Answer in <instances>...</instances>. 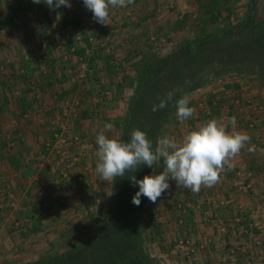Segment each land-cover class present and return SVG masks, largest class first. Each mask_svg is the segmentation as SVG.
<instances>
[{
	"label": "rangeland",
	"instance_id": "rangeland-1",
	"mask_svg": "<svg viewBox=\"0 0 264 264\" xmlns=\"http://www.w3.org/2000/svg\"><path fill=\"white\" fill-rule=\"evenodd\" d=\"M222 2L219 23L212 25L207 15L210 0H135L127 7L111 8L110 25H102L93 19L83 0H72L71 8L55 10L33 0H0L1 21L5 23L13 11L19 15L18 29L0 25V70L17 75L5 82L0 77L3 89L12 91L17 103L24 98L30 105L39 93L40 97L44 91L56 94L54 112L46 110L50 102L44 111L34 108L19 120L16 116L20 113L13 115L6 106L0 112V264H50L43 260L56 252L90 244L121 193L117 178L106 182L96 172L97 136L103 132L124 142L131 100L140 88L142 71L170 55L188 53V42L206 29L215 33L229 23L245 20L251 7L258 20L264 19V0ZM227 7L230 18H225L229 15ZM73 8L79 10L84 29L62 28L61 17ZM48 16L52 28L43 31L39 21L48 20ZM85 36L93 41L90 47L83 40ZM18 40L22 44L16 47ZM41 41L54 42L59 51L55 53L59 54L57 59L53 60L50 48L37 50ZM34 60L43 63L37 65ZM82 62L99 72V78L83 80ZM51 66L58 70L60 82L55 80L54 88L38 91ZM28 72L29 79L21 81L20 75ZM32 83L36 90L28 91ZM170 92L174 104L180 95L177 89ZM185 95L196 109L193 118L181 124L177 108H173L156 137L153 129L164 109L153 111L151 120H147L151 129L148 138L154 146L164 136L182 141L189 131L206 123L207 116L219 120L235 116L236 125H229L228 130L248 133L251 144L246 147L255 145L257 151L250 154L257 157L242 149L234 166L225 167L220 181L198 194L178 188L170 180V192L155 204L143 197L138 219L148 261L264 264V80L232 73L181 96ZM212 98L219 111L215 116L209 103ZM65 100L72 101L70 106L64 104ZM165 101L170 103L168 95ZM247 116L249 122L244 123ZM33 119H41L45 126L39 123L31 127ZM105 123L113 125L110 131L104 128ZM34 129L40 131L37 142L34 137L28 138ZM56 135H62L66 143L58 142ZM80 152L85 156L80 157ZM163 168L161 160L156 173ZM40 172L43 174L38 176ZM142 174L152 175L153 168L141 167L136 178L143 179ZM33 177L38 182L33 184ZM26 202H30L32 212L43 211L41 223L31 219Z\"/></svg>",
	"mask_w": 264,
	"mask_h": 264
},
{
	"label": "trees",
	"instance_id": "trees-1",
	"mask_svg": "<svg viewBox=\"0 0 264 264\" xmlns=\"http://www.w3.org/2000/svg\"><path fill=\"white\" fill-rule=\"evenodd\" d=\"M70 1L72 2V0ZM222 1L226 2L227 0H210V6H208L209 9L207 10L208 24L219 23L223 7ZM226 9L229 15L225 18H230L231 11L228 7ZM251 11L252 7L245 20L237 22L235 25L229 23L219 32L212 33L206 29L205 33L202 32L192 42H188V53L182 55L173 54L160 59L149 68L150 70H144L140 73V78H138L140 80V88L131 100L128 124L125 125L124 142H130L131 133L136 129L146 132L147 136L151 135L147 120H151L153 105H158L161 100L165 101V97L172 90L177 89L180 98H182L183 92H188L199 85H204L211 79L221 78L232 73H247L264 80V19L258 20L257 16L252 14ZM18 19L19 15L13 11L10 17L5 20V23L0 20V25H14L15 29H18V26H16ZM50 22L49 16L48 20L39 21L43 31L47 28H52ZM61 26L65 29L68 27H72L75 30L84 29L79 10L73 8L66 13V16H62ZM237 31H239V35ZM83 40L88 44V47L93 43L87 36ZM18 41L20 43H16V47L22 44L21 40ZM53 43L52 41H41L37 50L42 49V47L50 48L53 60L57 59L59 54L56 56L55 53L59 51L55 50L56 46ZM85 51V49L80 50L82 53H85ZM34 63L39 65L43 61L38 60L37 62L34 60ZM49 69L50 71L48 70L45 81L39 82L40 88L38 87V91L43 88L45 90L46 88H52L56 84L55 80L60 82L58 70L53 66ZM8 72L0 70V77L5 78L4 82L8 79L17 78V75ZM93 72L95 79H98L100 73L94 69ZM158 74L160 76H157ZM29 75L30 72L20 75V80H28ZM4 82L0 80V112L7 107L10 112H13V115L20 113V115L16 116L18 120L27 111H33L34 108H37L38 111L42 112L46 106L45 104L50 102V104L54 105L55 103L53 97L56 94L44 91L41 94L42 97L37 92L39 97L32 98V105H30V100L27 101L24 98H21L19 104L15 99L13 100L12 91L8 92L7 88L3 89L2 85ZM32 89L36 90L34 85L28 91ZM213 101L214 99L212 98L209 103L215 116L219 111L217 106L213 105ZM169 102L163 110L161 119L158 120L159 123H156L155 126L153 124L155 127L153 129L154 133H152L153 137L158 136L164 124L163 122H165L164 120L168 118L172 109L176 107V103L171 104V100ZM189 106L192 107L191 104ZM83 115L86 118L87 113L85 112ZM207 117L208 121L212 119L211 116ZM16 162L19 164V159H15V164ZM142 176L144 177V174ZM139 179L142 178L139 177ZM117 183L121 189L120 197L117 201L112 202L107 220L103 222L90 244L81 246L73 251L66 250L61 253H53L54 255L45 258L43 261L52 262L53 264H150L140 240L141 231L138 213L144 204L143 197H141L139 206L132 203L133 196L139 191V186L132 187L128 176L117 177ZM28 199H31V195H29ZM25 207L31 210L30 202H26ZM42 212L40 209L33 210L30 216L31 219L41 223ZM246 222H248V217Z\"/></svg>",
	"mask_w": 264,
	"mask_h": 264
},
{
	"label": "clouds",
	"instance_id": "clouds-1",
	"mask_svg": "<svg viewBox=\"0 0 264 264\" xmlns=\"http://www.w3.org/2000/svg\"><path fill=\"white\" fill-rule=\"evenodd\" d=\"M42 2L51 10L61 6L72 7L70 0H33L36 4ZM134 3L135 0H83L84 6L92 12L93 19L102 25H110L111 8H124ZM172 98L173 93L169 92L168 100ZM189 104L188 95L176 101V115L181 124L194 117L196 109ZM166 107L167 102L161 100L158 105H153L152 110L158 111ZM236 120L235 116L224 120L213 118L189 131L180 142L164 136L157 139L155 146L147 133L139 129L131 133L130 142L109 138L101 132L96 138V172L106 182L128 176L133 187L139 186V191L132 199L136 206L140 205L141 197H146L155 204L159 198L170 192V180L178 188L184 187L193 194H198L202 188L215 186L225 167L232 168L233 161L241 150L251 144L248 133L228 130L229 125L235 127ZM112 127L111 123L104 124L108 131ZM247 151L255 153L257 148L251 145L247 147ZM161 160L164 168L157 174L156 168ZM143 166L153 168V174L138 180L135 173Z\"/></svg>",
	"mask_w": 264,
	"mask_h": 264
},
{
	"label": "crops",
	"instance_id": "crops-1",
	"mask_svg": "<svg viewBox=\"0 0 264 264\" xmlns=\"http://www.w3.org/2000/svg\"><path fill=\"white\" fill-rule=\"evenodd\" d=\"M54 87H55V86H52V88H54ZM52 88H50V89H52ZM52 105H53V104H51L49 107H47L46 110H48V111L52 110V112H54V111H53V108H54V107H53ZM249 117H250V116H247V117L243 118L244 123H248V122H249V121H248V120H249ZM30 122L32 123L31 127H32V126L35 127L36 125H40L41 123H43V125H44V122H43L41 119H40V120H39V119H33V120H30ZM39 123H40V124H39ZM44 126H45V125H44ZM38 132H40V131H38L37 129H34L33 131L30 130L29 133H31V135H29L28 138H31V137L33 138V137H34V138L36 139V142L39 141V139H38V137H37V135H36V134H38ZM34 134H35V136H33ZM34 138H33V139H34ZM30 141L32 142L33 140L30 139ZM41 142H42V141H41ZM248 147H249V146H248ZM243 150L246 152L245 154H250V152L247 151V147H245ZM250 155H251V157H253V158H256V157H257L256 155H253V154H250ZM46 170H47V169H46ZM33 172L36 173V171H33ZM33 172H32V173H33ZM20 173L22 174L23 172L20 171ZM39 174L42 175L43 173H41V172L38 173V176H39ZM29 175H34V174H29V173H28L27 176H29ZM36 175H37V174H36ZM32 179H33V180H32V183H33V184L36 183V182H38L37 177H36L35 179H34V177H33ZM20 183H21V182H20ZM19 188H22V189H23V186H20Z\"/></svg>",
	"mask_w": 264,
	"mask_h": 264
},
{
	"label": "built area",
	"instance_id": "built-area-1",
	"mask_svg": "<svg viewBox=\"0 0 264 264\" xmlns=\"http://www.w3.org/2000/svg\"><path fill=\"white\" fill-rule=\"evenodd\" d=\"M84 69V71H85V74H84V76L82 77L83 78V80L86 78V77H92L93 75H94V72H93V70H91L90 69V67H89V64H87V62H82V64H81V67H80V69ZM85 77V78H84ZM65 102L67 103V105H69L70 106V103H72V101L71 100H65L64 101V104H65ZM232 126V125H231ZM62 136V135H61ZM61 136L60 135H56V138L58 139V142H62V143H66L65 141H62L61 140ZM78 142V139L77 138H75V142L74 143H77ZM73 143V144H74ZM49 147H50V145H49V143L47 144V150L49 151V154L51 153L50 152V150H49ZM64 147V146H63ZM62 152V151H61ZM60 153V152H59ZM62 155V154H61ZM80 157L81 156H85V154H83L82 152H80L79 154H78Z\"/></svg>",
	"mask_w": 264,
	"mask_h": 264
}]
</instances>
